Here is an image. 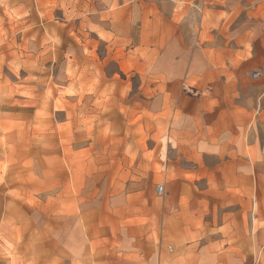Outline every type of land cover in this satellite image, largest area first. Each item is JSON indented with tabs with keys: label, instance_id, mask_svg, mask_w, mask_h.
I'll return each mask as SVG.
<instances>
[{
	"label": "crops",
	"instance_id": "crops-1",
	"mask_svg": "<svg viewBox=\"0 0 264 264\" xmlns=\"http://www.w3.org/2000/svg\"><path fill=\"white\" fill-rule=\"evenodd\" d=\"M0 1L73 94L0 112V264H264V0Z\"/></svg>",
	"mask_w": 264,
	"mask_h": 264
},
{
	"label": "rangeland",
	"instance_id": "rangeland-1",
	"mask_svg": "<svg viewBox=\"0 0 264 264\" xmlns=\"http://www.w3.org/2000/svg\"><path fill=\"white\" fill-rule=\"evenodd\" d=\"M2 1H0V18H4L2 12ZM15 19H20L19 16H12ZM7 19L11 18L9 15ZM0 112L1 113H15L19 118L17 121H14L11 125L13 130H20V124L23 126L25 124L26 116H30L33 112V109L26 108L23 104L24 101H47L50 100L54 95L64 99V97L72 96L73 94L70 91L63 89L56 81L55 74H41V75H29L28 81H26L27 75L24 72L26 67L25 57L20 56L21 45V31L17 29L12 36L4 37L3 34V22H0ZM34 63V62H32ZM62 61L59 62L61 64ZM37 80L38 83L37 84ZM42 81L44 83H42ZM55 89L53 91L51 89ZM89 91H78V94L75 96L78 100L79 97L88 94ZM90 95V93L88 94ZM137 96V90L134 89L130 92V96ZM82 101V100H78ZM95 107V106H94ZM98 108V107H95ZM61 114V119H65L64 111L59 112ZM108 118V119H107ZM107 120V121H105ZM20 121L22 123H20ZM62 123V121H60ZM20 123V124H19ZM27 124H31L29 121ZM48 124V123H47ZM117 123L115 121V116L104 117L103 121H99L98 117L96 119H88L86 122H72V126L77 125V130L84 129L88 131H93L95 129H105V128H116ZM70 127V126H69ZM8 128V127H7ZM3 129V128H2ZM34 129V128H33ZM51 130V129H50ZM67 142H61V146H66ZM61 160L67 161L69 154L67 150L60 153ZM31 157H39L40 155L31 154ZM19 171L13 170V179L19 178Z\"/></svg>",
	"mask_w": 264,
	"mask_h": 264
},
{
	"label": "built area",
	"instance_id": "built-area-1",
	"mask_svg": "<svg viewBox=\"0 0 264 264\" xmlns=\"http://www.w3.org/2000/svg\"><path fill=\"white\" fill-rule=\"evenodd\" d=\"M161 192H162V187L161 186H157L156 187V193L157 194H161Z\"/></svg>",
	"mask_w": 264,
	"mask_h": 264
}]
</instances>
